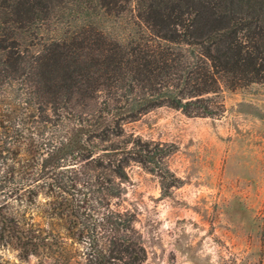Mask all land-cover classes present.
Listing matches in <instances>:
<instances>
[{
  "label": "trees",
  "instance_id": "obj_1",
  "mask_svg": "<svg viewBox=\"0 0 264 264\" xmlns=\"http://www.w3.org/2000/svg\"><path fill=\"white\" fill-rule=\"evenodd\" d=\"M253 85L264 0H0V264L81 248L87 264H144L135 216L112 208L128 169L165 198L184 181L175 144L125 126L159 108L217 119L224 93Z\"/></svg>",
  "mask_w": 264,
  "mask_h": 264
},
{
  "label": "rangeland",
  "instance_id": "obj_2",
  "mask_svg": "<svg viewBox=\"0 0 264 264\" xmlns=\"http://www.w3.org/2000/svg\"><path fill=\"white\" fill-rule=\"evenodd\" d=\"M224 102L217 119L159 108L125 126L146 141L175 144L167 163L184 181L165 198L158 177L135 163L128 169L125 192L112 208L135 216L144 264H264V160L259 139L244 132L245 116L264 121V85L226 92ZM227 126L235 133L222 134ZM223 146L225 156L215 158ZM84 253L73 251L71 264H87ZM4 258L40 261L21 263L12 251Z\"/></svg>",
  "mask_w": 264,
  "mask_h": 264
},
{
  "label": "crops",
  "instance_id": "obj_3",
  "mask_svg": "<svg viewBox=\"0 0 264 264\" xmlns=\"http://www.w3.org/2000/svg\"><path fill=\"white\" fill-rule=\"evenodd\" d=\"M245 120H246L245 123H248V125L244 126L245 128L244 132L246 133L245 137H253V135H255L259 139L260 142L259 145L257 146V149L260 148L261 150L260 158L264 160L263 159L264 158V121L256 118H250L248 116H245ZM232 129H229L227 126L226 130L224 129L222 131V134L226 136L228 132H230V134L235 133V131ZM213 155L215 156V158H217L219 155L225 156L224 146L221 147V150L217 149L216 151H214Z\"/></svg>",
  "mask_w": 264,
  "mask_h": 264
}]
</instances>
